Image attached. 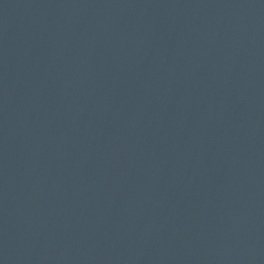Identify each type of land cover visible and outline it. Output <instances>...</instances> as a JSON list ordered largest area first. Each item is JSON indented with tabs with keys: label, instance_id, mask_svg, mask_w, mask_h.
<instances>
[{
	"label": "water",
	"instance_id": "water-1",
	"mask_svg": "<svg viewBox=\"0 0 264 264\" xmlns=\"http://www.w3.org/2000/svg\"><path fill=\"white\" fill-rule=\"evenodd\" d=\"M0 264H264V0H0Z\"/></svg>",
	"mask_w": 264,
	"mask_h": 264
}]
</instances>
